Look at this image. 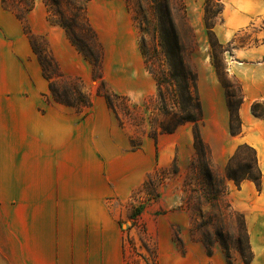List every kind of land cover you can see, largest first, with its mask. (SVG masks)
Segmentation results:
<instances>
[{
	"label": "rangeland",
	"instance_id": "374dc122",
	"mask_svg": "<svg viewBox=\"0 0 264 264\" xmlns=\"http://www.w3.org/2000/svg\"><path fill=\"white\" fill-rule=\"evenodd\" d=\"M137 1L0 0V79L6 74L3 79L27 89L22 94L29 99L59 109V154L50 173L30 171L22 187L0 188V264H262L241 233L242 220L232 215L244 208L234 201L235 187L215 204L194 194L201 173L194 169L193 125L159 132L164 118L156 79L140 51ZM170 5L203 108L213 110L212 75L238 94L228 70L236 44L222 49L215 32L208 34L206 23L215 28L222 13L206 20V0ZM252 32L240 38L248 36L253 47ZM70 37L102 47L105 86ZM145 39L153 49L154 38ZM36 49L54 57L62 78L45 77ZM69 77L91 100L89 109L53 100L50 82L59 80L58 89L69 92ZM210 152V167L223 174L219 149ZM155 175L158 198L149 200L143 187ZM139 206L142 213L132 218Z\"/></svg>",
	"mask_w": 264,
	"mask_h": 264
},
{
	"label": "crops",
	"instance_id": "0c3cea01",
	"mask_svg": "<svg viewBox=\"0 0 264 264\" xmlns=\"http://www.w3.org/2000/svg\"><path fill=\"white\" fill-rule=\"evenodd\" d=\"M223 4L222 18L214 32L221 44H236L231 49L228 70L243 89L242 132L236 136L230 134L224 89L211 73V88L218 101L209 111L202 104L201 134L209 158L210 150L218 148L226 165L240 144H248L257 152L263 173L261 191L249 181L243 182L240 189L233 182L228 184L230 190L231 186L235 187L234 201L244 206L236 210L245 214L247 225L252 227L248 231L249 244L261 255L264 264V119L251 112L254 102L264 103V0H223ZM248 30H253L251 38L258 39V42L253 41V47L249 45L248 36L245 40L240 38L247 35ZM3 77L0 79V188L15 189L25 185L23 182L28 180L30 171L42 169L50 173L55 156L59 154V109L55 104L29 99L22 94H27V89L13 87L9 79L5 81ZM219 175H225V168ZM257 211L259 217L255 214ZM258 220L259 229L255 227Z\"/></svg>",
	"mask_w": 264,
	"mask_h": 264
},
{
	"label": "trees",
	"instance_id": "16d2710c",
	"mask_svg": "<svg viewBox=\"0 0 264 264\" xmlns=\"http://www.w3.org/2000/svg\"><path fill=\"white\" fill-rule=\"evenodd\" d=\"M213 1L216 2L217 8L211 11L209 3ZM137 3L139 5L136 12L141 32L140 51L144 57L146 68L156 79L157 100L164 118L160 122L159 132L173 134L185 124H193L195 147L193 157L195 163L194 169H197L201 173L200 177L196 179L194 194H196L199 201L204 199L208 203L215 204L222 196L230 193L229 181L233 182L237 189L241 188L243 182L249 181L256 186L258 191H261L263 173L259 165L256 150L248 144H240L237 147L233 156L228 160L224 176H217L210 167L208 148L201 134L203 109L197 92V74L187 62L186 47L175 24L170 0H138ZM222 11L223 5L220 3V0H206V20L207 15L212 14L214 17H218ZM213 28L214 26L206 23L208 34L215 36ZM91 33L93 32L91 31ZM146 35H151L154 38L155 44L153 49L148 48L145 39ZM70 41L75 49L91 62L94 79L101 81V85L105 86L102 47L98 44L97 46L94 42L95 40L91 41V39L87 43L80 41L76 37H70ZM216 44L223 49L222 44L218 43L217 40ZM36 51L38 52L45 77L48 80H51L54 75L62 78V74L56 72L57 64L54 57L42 56L38 49ZM51 64L54 65V70L50 73L49 67ZM220 78L226 91L229 110V131L232 136H236L242 132L240 117V108L243 103L242 85L235 79L238 91V94H236L233 86L228 82H223L222 77ZM64 81L69 82L71 91L59 90L57 87L60 83L59 80L50 82L49 87L53 100L65 106L89 109L91 107V100L89 97L84 98L81 96V93L77 90L76 80L74 81V79L69 77L64 79ZM105 94L108 105L112 108V102L110 101L111 93L105 91ZM115 96L120 97L118 95ZM251 112L255 117L264 119V103L254 102L251 105ZM174 166L176 167V165ZM174 172H177V169ZM157 177L159 175L151 177L143 187L147 191L149 200L158 198L155 183V178ZM142 210L143 207L141 206L134 208L131 214L132 218L140 216ZM232 215L242 220L241 233L245 236L244 238H246L249 248V236L244 217L237 211H234Z\"/></svg>",
	"mask_w": 264,
	"mask_h": 264
}]
</instances>
